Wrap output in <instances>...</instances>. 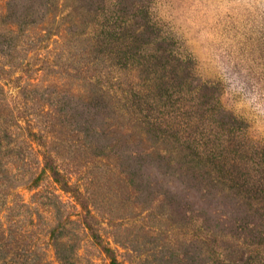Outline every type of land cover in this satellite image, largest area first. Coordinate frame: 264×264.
<instances>
[{
  "label": "rangeland",
  "instance_id": "obj_1",
  "mask_svg": "<svg viewBox=\"0 0 264 264\" xmlns=\"http://www.w3.org/2000/svg\"><path fill=\"white\" fill-rule=\"evenodd\" d=\"M245 81L264 0H0V264H264Z\"/></svg>",
  "mask_w": 264,
  "mask_h": 264
},
{
  "label": "clouds",
  "instance_id": "obj_2",
  "mask_svg": "<svg viewBox=\"0 0 264 264\" xmlns=\"http://www.w3.org/2000/svg\"><path fill=\"white\" fill-rule=\"evenodd\" d=\"M237 94L245 98V102L258 110H264V98L258 92L252 90L251 86L245 81L236 89Z\"/></svg>",
  "mask_w": 264,
  "mask_h": 264
},
{
  "label": "trees",
  "instance_id": "obj_3",
  "mask_svg": "<svg viewBox=\"0 0 264 264\" xmlns=\"http://www.w3.org/2000/svg\"><path fill=\"white\" fill-rule=\"evenodd\" d=\"M54 175H55V177H56V179H57L58 181H61V179H60V174H59L58 171H54ZM64 185H65V184H64Z\"/></svg>",
  "mask_w": 264,
  "mask_h": 264
}]
</instances>
